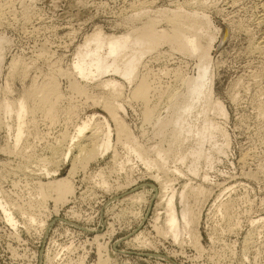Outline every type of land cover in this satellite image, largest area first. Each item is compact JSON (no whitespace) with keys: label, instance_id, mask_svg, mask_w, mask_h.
<instances>
[{"label":"rangeland","instance_id":"obj_1","mask_svg":"<svg viewBox=\"0 0 264 264\" xmlns=\"http://www.w3.org/2000/svg\"><path fill=\"white\" fill-rule=\"evenodd\" d=\"M196 1L0 0V102L4 97H22L35 86L32 80L38 85L50 72H70L76 49L96 28L118 35L128 31L130 24L140 26L152 16L157 30L168 31L163 14L184 9L204 13L209 20L201 30L206 36L196 31L208 53L206 87L211 85L212 99L226 112L219 114L203 96L189 112H180L187 100L185 81L197 76L200 60L198 53L180 52L168 42H160L141 59L137 74L148 75L150 81L143 99L133 95L134 82L108 73L105 78L122 82L117 102L124 110L118 115L137 144L150 158H155L152 149L157 147L169 153L165 170L158 169L160 162L158 168L147 169L123 147L102 102L73 92L69 79L58 75L62 98L57 108L45 115L30 100L33 110L26 116L22 143L13 147L11 135L0 126L1 197L11 203L8 207L17 221L9 224L0 206V264H264V49L255 48L264 33V23L258 21L264 0ZM130 18H135L134 23ZM224 28L229 33L221 43ZM94 84L88 83V96L109 93L110 88ZM148 106L155 108L159 119H146ZM92 114L91 127L102 120L97 114L109 120L111 149L103 157L88 160L73 149L68 161L59 162L52 151L57 141ZM179 114L191 131L182 133L177 142L178 127L167 124V129H159V123L166 119L170 123ZM205 118L216 122L220 130L207 131L199 141L196 133ZM7 121L15 126L13 117ZM103 127L100 124L97 132ZM199 147L202 156L197 160L190 151ZM177 154L186 155L184 161ZM127 158L132 159L128 165L133 169L128 170V165L127 172L117 169L116 162L126 163ZM195 162L197 174L190 170ZM45 164L58 170L57 177L71 169L72 193L62 201H55L51 194L40 196L39 187L49 179L41 175L38 165ZM175 167L180 171L175 172ZM100 172L108 188L100 186ZM165 178L175 191L177 212L187 204L192 219L176 240L164 231L161 183ZM197 187L205 193L193 191ZM183 189L186 199L181 200ZM140 191L142 198L136 201L133 195ZM20 209L36 214L38 223L42 220L44 225L30 222ZM260 216L263 219L258 221Z\"/></svg>","mask_w":264,"mask_h":264},{"label":"bare ground","instance_id":"obj_2","mask_svg":"<svg viewBox=\"0 0 264 264\" xmlns=\"http://www.w3.org/2000/svg\"><path fill=\"white\" fill-rule=\"evenodd\" d=\"M262 7H263L262 13L258 17V21L260 23H264V2L262 3L261 8ZM204 8H205V5H204ZM140 13H136L137 15L135 16L140 15ZM164 13L166 12L164 11ZM168 13H170L168 14L169 16L167 14H163V16L167 17L165 19L166 20L168 19V22H169L168 24L170 25L168 26L170 27L168 31H166L167 29L165 31L164 29L157 30L156 29L157 27L155 26L156 23H154L153 21L155 18L153 19L152 16L148 17L152 19H148L146 21L144 20L145 21L144 23L141 22L140 26L136 25L132 27V24H130L131 28H129L128 31L122 32V34H118V35L105 34L103 30H101L100 28H96L89 35L85 36L83 43L80 44L78 48L76 49L75 57L72 60V67H71L72 70L70 72L69 71L65 72L66 70L62 72H58V71L50 72L49 74H47V77L45 79L43 80L41 79L42 81L38 85H37L38 82H36L35 80H32V85L35 84V86L32 87V90L30 89V91H27V93L24 94L25 96L23 95L22 97H19L16 100H10L9 98L4 97V99L0 102V126H4L7 129V130L5 129L6 132L9 135H11L13 142H14V146H13V143H11V145L13 147H16V145H18L21 142L23 134L26 133L25 130L27 129H25V124L27 125L28 123V122L26 123V119H27L26 116L28 113H30L33 110L31 107L29 108L30 105L28 104V102L30 100L35 103L36 108L42 109L45 115H51L54 112V110L57 108L56 102L62 98V94L60 92L58 82H57V77L58 75L61 74L67 77V79H69L68 83H70V86L72 88L71 90H73V92L75 91L79 93L80 95H86L87 99H92L95 102H98V103L100 101L102 102V105H104L102 107L106 108L105 110L108 111L110 118H112L113 121L115 122L116 130H117L116 132L119 137L118 139L119 140L121 139L120 141H122L123 147L128 150V152L130 153V156H136L143 163V165L147 167V169L152 168L153 166H157L158 168L159 167L158 162H160L163 164L158 169L163 168V170H165L166 167L164 163L166 164L168 161V158H170L168 155L169 153L166 152L167 153L166 154L165 151L157 147V149H152L155 151V158H150L146 150L143 149L141 145L139 146L137 144V140L135 141V138L130 133V131L127 129V126L124 124L123 119H121L120 116L118 115L119 110H124L122 104H120V102H117L118 98H120L119 95H120V89L122 87V82H119L118 80L110 76L112 75V73H114L115 75L116 74L120 75L121 78L125 79L126 82H128L129 84L134 82L135 85L132 88L133 95L137 97L138 99L140 98L143 99L150 86V81H149L148 75L137 74L138 72L137 70L141 62V59L146 53L150 51H154L153 47L157 46V44H159L160 42L162 43L163 41L166 43L168 42L169 44H171L172 48L179 50L180 52L188 53L189 55H195L198 53L199 60H200V65L198 66L197 76L192 79H186L185 81V83L187 84V91H186L187 100L183 104L180 105V112L181 113L189 112L193 108L195 101L200 99L201 96H203L205 98L204 102L211 103L213 109H216L219 112V114H222V115L226 114L223 105L219 101L212 99L211 85L208 86V90L206 87V82L208 80V72H209V59H208V53H207L206 47H204L205 45H203L202 42H200L201 40H200L198 33H202L203 34L202 36H206L204 35L203 32H201V30L205 24L209 23L208 18L206 17L204 13L200 14L197 10L186 12L184 11V9H179L176 11L175 10L170 11ZM145 14L141 13V15H145ZM141 15L140 17H142ZM2 16H3L2 12L0 11V19L3 18ZM140 17L138 16L139 19ZM134 19H132L131 21V18H130V21L133 22ZM1 20L3 21V19ZM130 21L129 22L127 21V22L130 23ZM193 28H195L194 29L195 32L190 31L191 29L193 30ZM196 31H198V33ZM210 38L214 39V37L213 38L210 37ZM208 40H209V37H208ZM255 48L258 50L264 49V33L260 37V39H258ZM12 64L14 66L17 65L16 62H13ZM108 73H111L109 75L111 78L109 77L105 78V76ZM82 81L84 82V84H81ZM91 82L95 83L94 85L97 87L99 86L103 88L104 87L110 88L108 89L109 93H105L107 95H104L103 97L101 95L102 100H99L101 99V97H97V96L93 97V94H89L90 96L89 98L88 83L91 84ZM96 93H98V91ZM98 94L100 95V93ZM144 112H145L144 116L146 117V119L148 118V120L154 117L159 119L160 117L159 115H158L159 117H156L155 108H150L149 106L148 108H145ZM97 116H100L102 120L97 121L96 125L95 124H94L95 126L93 125L94 127H91V120L93 119V117H95V114H92L91 116H87L86 119L81 120L79 123L77 122L73 127L74 128L73 132L63 133L61 138L60 139L58 138L59 140L57 139L58 140L57 141L58 143H56L57 145H55L54 147L51 146L53 147L52 151H55L56 153V154L54 153L53 154L54 156H58L59 162L65 163L66 161H68L71 157L73 149H78L80 153L82 152V154L85 155L84 157L86 158V160H88V158L91 159L93 157H103L105 153H107L111 149V147L113 146V145L111 146L112 144L111 135H112L113 129L110 128V125L108 123L109 120H107L102 115L97 114ZM11 117H13L15 121V122L12 121L15 125V126L13 125L14 127H12V125L9 124L10 122L7 123L8 122L7 120H9V118ZM6 118L8 119L6 120ZM171 120L172 122L170 121V123H166L168 122V119H166V122L163 121L165 123L163 122H161L162 124L159 123L161 125L159 126V129L166 128L165 126L167 124H172L174 127H178L179 130L176 131L178 134H176L175 136V139H177V142H178V140L181 139L180 137L182 133H185V132L188 133L189 131H191V129L188 128V126L185 127L183 125V117L181 116V114L176 115ZM102 123L104 124V127L102 129V132L98 133L97 130L100 127V124ZM219 130H220V127L217 125L216 122H214L211 119L205 118L201 128L197 130L196 134L199 136V141H201L207 135L206 134L207 131H209L210 134H213L214 132H217ZM7 138H9L8 135H7ZM56 150H59V155L57 154L58 151L56 152ZM190 153L193 155H196L197 160L202 156V150L200 147L196 149L195 148L192 149ZM184 154L183 155L177 154L178 159L181 161H184L186 157V155ZM74 158L75 157H73V159ZM40 160H41L40 162L42 161L45 162V160L43 159H40ZM130 160L132 161V159L130 158L126 159L127 164L125 163V160L120 161L118 163L116 162L117 169H120L122 171L125 170L127 172L126 170L127 165L128 164L132 165L133 163V162L131 163ZM196 162L190 166V170L194 174H197ZM130 165H128V170L133 169V166H130ZM38 166H40L38 170H40L41 175L43 174L44 177H47L49 179L46 183L42 184L40 187L38 185L39 187L38 191L40 193V196H43V195L47 196L51 194L55 196L54 197L55 201L57 199L62 201L64 198H66V196L68 197L69 195H71L72 189H73L71 185V180H70L71 169L66 176L57 177V175L59 174L57 169H53V170L49 169L47 168L46 164L42 165V167L41 165H38ZM36 167L37 166H35V168ZM174 171L179 172L180 170L175 167ZM129 173L131 172L129 171ZM98 175L102 183L100 186L104 185L105 187L107 186L108 188L109 186L107 185L108 182L102 176V172H100ZM94 177H96V175ZM206 179H207V176H204V180ZM158 188H155V190ZM161 191L163 192L162 196L164 197V200H165V213H166V217L164 221V225H165L164 231L166 233H169L168 235L169 236L171 235L176 240L180 234V230L186 228L192 221V219L189 218V214H190L189 206L186 204L181 209L180 213L177 212L176 205L174 202L175 191L173 187H171V183H169V181L166 180V178L161 183ZM193 191H195L196 193H203L206 190L202 187H197V188H193ZM1 192L2 191H0V206L5 211V216H6L5 218L9 220V221L7 220L6 221L8 223L11 222L9 224H15L17 222L15 221L16 217L13 218L12 213L10 211L11 207H8L9 205H11V203L8 205L4 201V198L1 197L2 196ZM133 196H135L134 198L136 199V201H138V200H141L142 193L140 191V192L135 193V195ZM179 196L181 200L186 199L184 189L183 191L180 192ZM21 209H20L21 213L24 215L27 214L26 217L29 219L30 222L37 221L38 223L39 220L36 214L27 213L26 211H22ZM121 213H124V212L122 211ZM261 219H263L262 216L258 218V221L259 220L261 221ZM39 225H44V221L41 220V224ZM137 238L139 237L136 236V239ZM143 240H146V238L142 239V241ZM143 244L144 243H142V246Z\"/></svg>","mask_w":264,"mask_h":264},{"label":"water","instance_id":"obj_3","mask_svg":"<svg viewBox=\"0 0 264 264\" xmlns=\"http://www.w3.org/2000/svg\"><path fill=\"white\" fill-rule=\"evenodd\" d=\"M227 35H228V30L224 28L222 38H221V43L226 39Z\"/></svg>","mask_w":264,"mask_h":264}]
</instances>
